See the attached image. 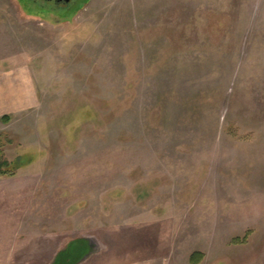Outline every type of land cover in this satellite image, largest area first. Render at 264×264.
<instances>
[{
	"label": "rangeland",
	"instance_id": "1",
	"mask_svg": "<svg viewBox=\"0 0 264 264\" xmlns=\"http://www.w3.org/2000/svg\"><path fill=\"white\" fill-rule=\"evenodd\" d=\"M8 69L0 264H264V0H0Z\"/></svg>",
	"mask_w": 264,
	"mask_h": 264
},
{
	"label": "crops",
	"instance_id": "2",
	"mask_svg": "<svg viewBox=\"0 0 264 264\" xmlns=\"http://www.w3.org/2000/svg\"><path fill=\"white\" fill-rule=\"evenodd\" d=\"M30 74L27 76L23 71L8 69L0 71V116L20 113L32 106V84ZM18 238V237H17ZM18 240L17 252L11 253L10 264H20L16 261L24 258L27 252L22 242ZM31 242V241H29ZM135 245L124 252L114 251L110 253H97L95 249H90L87 254H91L94 259L89 264H164V259L160 256L154 245ZM30 254V253H29ZM29 264V262H28ZM47 264V263H46Z\"/></svg>",
	"mask_w": 264,
	"mask_h": 264
},
{
	"label": "trees",
	"instance_id": "3",
	"mask_svg": "<svg viewBox=\"0 0 264 264\" xmlns=\"http://www.w3.org/2000/svg\"><path fill=\"white\" fill-rule=\"evenodd\" d=\"M0 121L3 124H7L8 121H9V117L8 116H2L0 118ZM3 168H8V163L3 162L2 164H0V176H5V175L6 176H11V175H13V173H11L10 171H8L6 169H3ZM190 259H191L190 261L193 264H198L201 261V259H203V256L200 253H194V254H192Z\"/></svg>",
	"mask_w": 264,
	"mask_h": 264
},
{
	"label": "flooded vegetation",
	"instance_id": "4",
	"mask_svg": "<svg viewBox=\"0 0 264 264\" xmlns=\"http://www.w3.org/2000/svg\"><path fill=\"white\" fill-rule=\"evenodd\" d=\"M30 4L35 3H45L52 5L53 8H59V7H68L72 3H74L75 0H26Z\"/></svg>",
	"mask_w": 264,
	"mask_h": 264
}]
</instances>
